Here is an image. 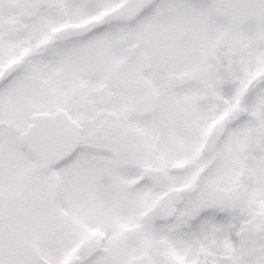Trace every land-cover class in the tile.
Returning a JSON list of instances; mask_svg holds the SVG:
<instances>
[{"label": "snow or ice", "instance_id": "6c2138e0", "mask_svg": "<svg viewBox=\"0 0 264 264\" xmlns=\"http://www.w3.org/2000/svg\"><path fill=\"white\" fill-rule=\"evenodd\" d=\"M0 264H264V0H0Z\"/></svg>", "mask_w": 264, "mask_h": 264}]
</instances>
